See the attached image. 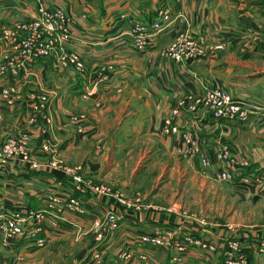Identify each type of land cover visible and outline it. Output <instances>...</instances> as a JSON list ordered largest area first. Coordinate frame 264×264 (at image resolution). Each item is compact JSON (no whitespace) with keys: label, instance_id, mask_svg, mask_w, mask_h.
<instances>
[{"label":"crops","instance_id":"0c3cea01","mask_svg":"<svg viewBox=\"0 0 264 264\" xmlns=\"http://www.w3.org/2000/svg\"><path fill=\"white\" fill-rule=\"evenodd\" d=\"M170 1L0 0V14L7 15L6 17L10 19L20 14L34 18L42 7L50 9L64 7L73 17L70 25L71 40L67 43L66 49L78 53L89 68L111 62L116 70L110 80L99 84L86 79L74 70L69 72L60 65L56 66L52 58H47V61L40 59L27 64L29 67L23 70L21 75L29 77L39 74L40 84L50 85L48 77L54 72L53 70L57 71L58 67L68 77L64 76L66 80L60 79L61 95L50 104L48 112L44 113L48 116L50 110L53 109L57 116L55 121L40 117L36 122H28L25 125L26 114L24 116L21 110L22 112L18 114L11 126L1 127L0 140L5 138L7 135L5 133L15 126L18 131L30 133L32 136L30 152L35 160L43 162L40 158L44 159L50 169L36 170L17 162H11L6 167L7 171L0 169V214L11 212L13 210L11 208L14 207L37 210L41 205H47V201L45 203L43 201L52 190L60 194L73 192L72 180L66 176L64 170L55 169L56 166L50 164L52 162L50 161L51 148L59 140L60 134L64 136L67 134L66 137L61 138L67 140L64 141L65 149L62 153L73 151L86 143L90 146L96 143L102 149L112 146L114 157L109 161L113 165L118 158H121L124 147H126L123 143L126 141L131 143L132 140L148 139L159 146H164L170 152L177 151L182 142L181 134L166 132L164 130L165 120L169 117L173 118V110L182 98L189 94L202 95L208 86H220L230 93L232 91L233 95L235 94L234 97L244 101L252 112L250 120L248 122L227 121L226 119L217 121L210 115L211 112L207 108L199 104V107L203 108V113L201 109L190 116L191 111L179 110L176 124L181 128L188 123L193 124L194 131L202 140L203 154L208 156H216L219 139L226 143L224 147L227 150L229 148L231 156L238 160L243 156L264 155V127L260 126L262 115H264V56L251 50L248 55H244L246 59L251 60L249 69L246 67L236 69L239 65H246L231 58L230 51L234 49L238 51L239 45H243L246 41V36L243 30L233 31L232 26L229 29L231 22H228L233 10L235 12L240 10L232 18L235 23H240V27L248 25L245 28H252L251 33L256 34L255 37L264 38V32H262L264 31V0H175L173 4ZM248 3L251 4H249L250 8L244 11ZM163 4L174 12L189 16L191 25L186 22L187 20L182 22L176 18L168 30L165 29L166 31L163 30L158 35L154 44L145 49L137 48L129 34V20L131 17H136L150 24L154 21L158 8ZM213 7L222 10V14L211 16ZM194 25L196 29L200 31L204 29V31L197 35L191 31V35L195 38L205 36L208 51L217 50L224 44L226 48L220 49V52L214 51L209 54V57L185 62H177L165 56L163 51L177 34L182 29H192ZM212 25L217 26L218 34L212 32L210 27ZM237 70L243 72L236 74ZM72 79L74 82H71ZM79 81L81 87L73 88L72 86ZM70 82L72 85H69ZM1 85L6 84L1 83ZM85 91L89 94L88 98L82 96ZM94 100H102L101 106L103 107H95L96 104L94 107L91 106L90 102ZM21 102L22 100L18 98L14 106H3L8 114L5 119L18 109L25 107ZM88 107L93 110L88 114L92 124L82 119L83 131H85L83 133L78 131L80 141H76L77 138L69 133V128L75 129L70 124L72 116L80 109ZM27 108L29 109L28 106ZM29 113L30 109L27 114ZM101 121L102 126L99 124ZM93 123L100 126L99 131ZM103 126L107 127L103 128ZM46 141L49 143V151L43 149ZM96 152L99 151L90 148L86 153L83 151L81 154L84 157L87 153L90 154L87 162L90 160L91 174L92 171L98 172L106 162L103 158L96 160L94 156L92 157L93 154H97ZM196 161L199 163L198 160L191 162L197 164ZM257 162L260 163L259 168H264L262 161L257 159ZM195 164L192 166L194 167ZM230 164L239 174L236 179L241 178L242 167ZM237 183L234 186L243 189ZM256 187L254 185L251 188L256 189ZM79 195L85 204V214L75 213V216H71L74 213L68 209L57 212L60 228H62L60 232L51 228L50 219L47 218V221H44V231L40 234L47 240L43 247H37L33 242L24 241L17 247L5 248L1 243L0 264H4L6 260L8 264L11 256L22 257L26 261L22 262L18 258L10 264H50L52 257H54L52 264H81L78 263L77 254L82 250L84 251L81 253L90 251L87 246L94 238L93 232L92 238L86 241L76 240L74 236L78 234L79 238L80 233L93 229V221L104 217L108 199L93 198L83 193ZM177 209V206L170 208L169 212L163 210V206L159 210L128 209L121 230L101 243L102 251L106 253L104 264H141L134 260H116L108 257L109 252L117 253L126 248L135 249L137 252L143 251V246L133 240L131 243V238L135 240V237L147 232L152 233L153 230L163 226L174 229L180 236L191 234L202 238L205 242L215 246V249L193 246L188 249L183 260L178 261L175 249H156L152 246L148 250L150 260L144 264H225V248L229 240L236 237L242 238L249 247L253 240L264 236V229L255 227V225L227 228L223 225L225 222L223 218L214 219L219 221L220 225L213 223L205 225L200 222L202 216L196 213L184 214ZM67 241H70L71 245L65 246ZM84 242L87 244L82 247L81 244ZM94 243L95 241L92 240L91 245ZM257 248L255 244L248 248V264H264V254H259Z\"/></svg>","mask_w":264,"mask_h":264},{"label":"rangeland","instance_id":"374dc122","mask_svg":"<svg viewBox=\"0 0 264 264\" xmlns=\"http://www.w3.org/2000/svg\"><path fill=\"white\" fill-rule=\"evenodd\" d=\"M170 2L173 4L175 3V0H171ZM172 4L170 5L172 6ZM249 4L250 3L246 4V8H244V11L250 8L251 4ZM211 11V16L222 14V10H218V8L215 7H213ZM236 11L237 12L233 10V12L230 14L231 18L228 19V22H231L229 23V29L232 26L231 30L233 31L243 30V33L246 36V41L243 42V45H239L240 47L237 48L238 51H236V49L230 51V53H232V55L230 56H232L231 58H235L241 61L242 64L246 65H239L236 69H240V67H246L247 69H249V63L251 62V60L246 59L244 55H248L251 50H253L254 52H258L259 54L261 53L264 56V38L255 37L256 34L251 33L252 28H245L248 25L240 27V23H235V20H233L232 18H234L235 14L240 10ZM171 12L173 19H176L178 17L177 12H174L172 9ZM40 15L41 13H39L38 11V13L34 16L35 19ZM6 16L7 15L0 14V38L3 41V49H6L3 52L4 55H8L9 58H15L19 61L18 65L16 64L17 72L15 73V75H13L14 73L12 71H8V73H1L0 76V128L11 126L14 123V120L17 119L18 114L22 112L21 110H23L24 116L26 114V121H24L25 125L28 124V122H32L33 119L36 122L40 117L45 120L50 118L52 121H55V118L57 116L54 113L53 109L50 110V114L48 113V116H46L44 113L45 111L48 112V107H50V104L61 95V88L59 85L60 79L66 80L64 76H68L61 72V68L58 67V70H53L54 72H52L51 76L48 77L50 85H44L40 84L41 77L39 74H35V76L33 75L25 77L23 74L21 75V72L29 67L27 65L29 62L34 63L40 59L47 61V58L54 59V64H56V66H64L65 68H62L69 72L76 70L71 64L65 65L62 61H60L58 56L55 57L53 55V52H55L54 50L46 54V47L45 44H43V40L41 41L40 39H37L36 42L32 44L31 52L24 48L17 49L14 43L8 45V41L4 40L2 36V31L5 28L10 29L11 27H14L16 23L27 22L32 19V17H25L24 14H20V16H13L12 19H10V17ZM189 19L190 17H186L183 13L180 17H178V20L182 22H185L187 20L186 22L191 25ZM210 27L212 32H215L217 34L219 33V29L216 25H212ZM168 28L169 26L166 28V30H168ZM191 31L195 33V35H197L198 33L204 31V29H201L200 31L199 29H196L195 25L192 29L189 30L182 29V31L177 34L174 40L171 41L165 48L163 54L165 56L168 55L169 49L172 44H181L184 39L182 38V36H185L186 33L187 36L188 34L192 36ZM260 31H262V29ZM192 38L194 39L195 43H197L199 38L204 40L205 51L203 53H195L193 58L188 60L203 59L206 56L209 57V54L213 53L214 51L220 52V49L226 48V44H224L222 45V47L219 46L220 48L217 50L208 51V44L205 36H199L198 38L192 36ZM199 44L201 45L200 42ZM181 49L183 51L184 47H182ZM38 51H40L41 54H37ZM24 60L28 61L23 62ZM184 60L188 61L186 60V58H184ZM114 71H116L115 65L111 62H106L96 66L95 68H89L87 66V69L83 73L78 71L76 72L80 73L86 79L88 78L96 83L101 84L110 80ZM241 72L243 71L237 70L235 73L237 74ZM71 82H74L73 79L71 80ZM71 82L69 83V85H72ZM1 83H5L6 85L2 86ZM72 87L75 89H79L81 87L80 81ZM4 90L7 91V96L5 98L6 101L3 99ZM231 94L233 95L232 91ZM82 96L84 98H88L89 94L85 91ZM203 96L204 94H189L186 97L182 98V100L179 102V105L176 106V108L173 110V118L169 117L165 120L164 130L166 132L170 134H181L180 136L182 142L177 151L170 152L165 149L164 146H159L157 145V143L155 144L153 143V141H150L148 139L132 140L131 143L126 141L123 143L126 147H124L125 149L122 153L121 158H118L117 162L113 165L109 161V159L113 160L114 157L112 146L102 149L101 146L97 145L96 143L93 146H90L89 143H86L81 145L82 147L73 149V151L70 150L62 153V150L65 149L64 143L67 140L61 138L66 137L67 134L65 136L62 134L59 135V140H57L51 148L52 155L50 157V161L52 162H50V164L51 166H56L54 167L55 169L64 170L66 176H68L72 180L73 192L69 194H60L56 190H52L51 192H49L48 197L43 201V203L47 201V205H41V207L37 210L50 208L49 205L51 203V200L54 199H56L55 201L58 202V205L55 211H53L54 214L47 213L45 215L44 221H47V218H49L51 224L55 219L57 222V226L55 227L60 228V221L57 214L60 213L61 210L68 209V211L74 213L71 216H75V213L81 215L85 214V204L80 199L79 194L83 193L85 195H90L93 198L101 197L104 199H108V207L106 208L105 215L104 217L93 221V229H88L84 231V233H80L79 238L77 237L78 234L74 236L76 240L86 241L92 238L91 234L93 232L94 238L91 239V242L92 240L93 242L95 241V243L92 245L91 242L88 244L87 249L89 248L90 250L88 251V253L86 251V254L81 253L82 251H84L82 250L77 254L78 263L80 262L81 264H85L86 262H92V260L95 259V261L100 260L101 264H104L106 253L102 251L101 243L102 241L105 242L107 238L115 236L121 230L128 209L143 211L146 209L159 210L161 206H163V210L169 212L170 208L177 206V210L181 213L190 215L196 213L198 216H202L203 218H200V222L204 223L205 225H209L211 223L220 225V222L214 219L223 218L225 219V222L224 224L222 222V224L227 228L229 226L235 228L255 225V227L264 229V168H259L258 165H260V163L257 162V159H259L264 163V155L254 157L243 156L240 160H238L237 158L231 156V152L226 146L228 148V150H226L228 151L229 157L231 158L220 157L218 156L217 152L215 157L208 156L206 154H203V143L197 132L194 131L193 124L190 125V123H188V125H186L184 128H181L176 124V117L179 110L191 111L192 113L190 112V116H193V113L199 112L201 109V113H203V108L199 107V103L197 101L201 100ZM7 98H13L14 104H8L7 101L9 99ZM18 98L20 101L22 100V106L24 107L25 105V107L22 109H18L16 112L12 113V115L8 116L5 119L8 114H6V110L3 106H14L17 103ZM90 104L93 107L95 104V107H100L101 104H103V101L94 100L90 102ZM200 104L207 108V110L209 109L203 103ZM27 106L30 109L29 114H27L29 110ZM247 110L248 112L246 116H236L237 118L228 119L227 121L248 122L250 120L252 112L248 107ZM92 112V108L88 107L86 109H80V111H77L72 116L70 124L76 130L69 128V133L72 134L73 137L77 138L75 139L76 141H80L78 140V138L80 137L78 131L83 133L85 130L83 131V122L77 121L74 116L80 117L81 119H83L84 121L86 120V122L89 123L92 120L88 114ZM194 115L197 116L196 114ZM210 115L214 119H217V121L220 120L219 117H215L213 113ZM99 124L102 126V121L99 122ZM94 126H96L99 131L100 126H98V124H94ZM260 126L264 127V115H262ZM106 127L107 126H103V128ZM175 127L177 128V130H174ZM2 128L0 129V131L2 130ZM16 129L17 128L15 126L9 129L8 132L5 131V134L8 135L10 134V132L12 133ZM24 132L27 133V131ZM188 134L193 137L192 141L194 140V142L197 143L195 145L194 151L192 142L188 141L186 138V135ZM31 142L32 140L27 143L29 150H32ZM198 144L200 145V149H198ZM217 144H222L224 146V144L226 143L219 139ZM90 148L97 149L99 151L96 152L97 154H93L92 157L94 156L96 160L99 158H103L106 161L98 172L94 173L92 171V174V167L91 165H89L90 160L89 162H87V159H90V154L87 153L86 157H84V155H81L83 151L86 153L88 150H90ZM40 160H42L43 162L39 161L40 165L39 167L35 168L36 170L50 169L46 165L44 159L40 158ZM190 160H198L199 163L196 161L198 164L197 165L195 164V162H191ZM230 163H232L233 166L242 167L241 171L243 172V174L241 175V178L236 179L238 174L233 179L223 178L218 175V173H220L219 169L221 167L230 172H233L234 169L232 168V165ZM9 164L10 163H4L0 161V169H2V171H7L8 168L6 167ZM192 164H195V166L193 167ZM257 168L259 169L257 170ZM74 175L81 176L83 179V183L76 182V180L74 179ZM236 182H238L237 184L243 187V189L236 188L234 186ZM254 185L257 186L256 189L251 188ZM38 197H40V195H38ZM73 199L78 201L79 206L76 205L74 207L70 205V202ZM118 200H122L120 204L117 203ZM11 209H13L12 211L18 210V208L16 207ZM20 210L29 213L31 210L36 209L24 208ZM111 212L116 214L115 221L109 219ZM1 213L5 215L9 212ZM164 227L165 226L161 227L160 229L157 228L153 230L152 233H156ZM82 228H84V226ZM52 229L55 230L54 228ZM61 229L62 228H60V230ZM55 231L57 232V230ZM40 234L41 232L39 233L40 237H44ZM141 235L135 237V240L134 238H131V243L133 240L137 244L143 246V251L141 250L140 252H137L135 249L126 248L120 250L117 253L109 252L110 256L108 257H113L116 260L122 261L134 260V262H138L141 264L147 263L150 260L148 250L153 246V244L142 241ZM46 243L47 240L45 238L43 244H38L37 247H43L46 245ZM86 244L87 242H84L81 245L83 247ZM64 245H71L70 241H67V243ZM153 248L158 249V247L156 246H153ZM96 255H98V257H94ZM53 258L54 257H52V259L50 260V264H52L51 262H53ZM23 259L24 258L20 260L22 262L26 261V259Z\"/></svg>","mask_w":264,"mask_h":264},{"label":"built area","instance_id":"2783aa9c","mask_svg":"<svg viewBox=\"0 0 264 264\" xmlns=\"http://www.w3.org/2000/svg\"><path fill=\"white\" fill-rule=\"evenodd\" d=\"M39 13H41V15L36 19L34 17L27 22L16 23V25L10 29L5 28L2 31L4 40L8 41V45L14 43L17 49L24 48L29 52L32 51V44L36 42L37 39L43 40V44H45L46 47V54L54 50L55 52H53V55L58 56L60 61L65 65L71 64L76 71L83 73L87 69V64L83 58L78 53L66 49L67 43L71 38L70 25L73 22V17L70 16L67 10L62 6L55 9L42 7ZM181 14V12H177L178 17H180ZM174 20L171 9L166 7V5L158 8V15L150 24L143 23L139 18L131 17L129 20L131 24L130 34L133 37L135 46L139 49H145L151 46L156 42L158 34L168 26L170 27ZM182 38L184 39L181 44H172L167 55L168 57L177 62H185L184 58H186V60L192 59L195 53H203L205 51L204 40L199 38L197 43H195L192 36L189 34L187 36V33L185 36H182ZM182 47H184L183 51L181 49ZM4 50L6 49H3V41L0 38V73L12 71L14 73L13 75H15L17 72L16 64L18 65L19 60L15 58L11 59L8 55H4ZM37 54H41V52L38 51ZM26 61L28 60H24L23 62ZM62 67L65 68L64 66ZM6 93L7 91L4 90V100L7 96ZM7 99H9L7 101L8 104H14L13 98ZM197 101L199 104L203 103L207 106L211 114L213 113V115L219 117L220 120L237 118L236 116H246L248 112L244 101L234 97L228 90L220 86H208L204 96L201 100ZM74 118L82 122L80 117L74 116ZM32 122H35V120L33 119ZM174 130H177V128L175 127ZM186 138L188 141L192 142L194 151L197 143L194 142V140L192 141L193 137L190 134L186 135ZM31 140L32 136L30 133L18 130L5 136V138L0 140V161L4 163L17 162L31 168L39 167V161L35 160L33 154L28 149L27 143ZM198 146V149H200L199 144ZM43 149L49 151V143L47 141L43 144ZM217 153L220 157H229L228 151L222 144L218 145ZM219 170L220 173H218V175L223 178L233 179L237 175L234 170L230 172L223 167ZM74 179L78 183H83V179L79 175H74ZM55 200L56 199L51 200L49 205L50 208L31 210L29 213L20 209L5 215L1 213L0 241L2 246L5 248H14L24 241L33 242L36 246L38 244H43L45 238L40 237L39 233L44 231L45 215L47 213H53L57 208L58 202ZM121 201L122 200H118L117 203L120 204ZM70 205L75 207L76 205L79 206V203L73 199ZM109 219L115 221L116 214L111 212ZM50 226L57 230V232H60V228L55 227L57 226L55 219ZM141 236L142 241L152 243L153 246L158 248L175 249L177 251L176 259L178 261L183 260L188 249L193 246L215 249V246L205 242L202 238L192 236L191 234L180 236L179 233L169 227H164L156 233H144ZM254 244L258 246V253L264 254V236L253 240L250 245ZM249 247L242 238L236 237L229 240L225 248V264H248ZM94 257H98V255ZM18 258L22 259V257ZM18 258L17 256H11L8 260V264L14 263ZM4 264H7V260ZM85 264H101V262L100 260L95 261V259H93L92 262H86Z\"/></svg>","mask_w":264,"mask_h":264},{"label":"bare ground","instance_id":"6f19581e","mask_svg":"<svg viewBox=\"0 0 264 264\" xmlns=\"http://www.w3.org/2000/svg\"><path fill=\"white\" fill-rule=\"evenodd\" d=\"M157 15H158V10H157V12H156V15H155V18L157 17ZM143 21V23H145V24H149L148 22H146V21H144V20H142ZM130 27H131V24H130ZM131 30H129V32H130Z\"/></svg>","mask_w":264,"mask_h":264}]
</instances>
